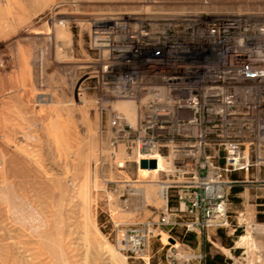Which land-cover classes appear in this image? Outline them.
Returning <instances> with one entry per match:
<instances>
[{
	"label": "rangeland",
	"instance_id": "1",
	"mask_svg": "<svg viewBox=\"0 0 264 264\" xmlns=\"http://www.w3.org/2000/svg\"><path fill=\"white\" fill-rule=\"evenodd\" d=\"M8 1L0 0V65H3L0 68L5 69L3 79L15 76L17 94L9 99L4 90V122L6 127L14 128L18 136V160L21 161L16 164L15 178H10L13 185L8 189L5 186L8 195L13 196L14 204L9 206L4 202L0 206V217L10 220L8 225H15L11 231L14 234L0 241V264H55L37 235L28 237V231L24 230L26 225L46 222L47 231L53 234L58 217L63 226L62 242L67 264H203L205 259H211L214 264H264V164L232 174L236 182L227 192L226 206H220L221 214L213 213L209 226L199 224L187 228L185 224L194 216L184 209L175 210V207L185 206H171L175 203L171 198L168 203L164 198L146 202L139 190L141 183L165 181L164 176L137 170L130 161L123 167L118 166V160L130 155L123 149V157H120L119 149L110 147L109 110L101 105L92 88L93 80L87 78L90 69L87 60L94 54L90 28L104 14L120 10L249 11L264 9V0H208V5L200 0ZM7 6H10L9 12ZM20 16L27 18L17 24L18 36L13 33L12 22H17ZM54 25L66 30V39L71 41V52L62 57L71 62L66 66L54 59L61 46L55 37ZM22 53L29 55V81L24 80L20 64ZM2 85L5 88V82ZM82 105L86 122L79 113ZM29 108L31 112H28ZM53 123L65 128L67 136L62 140V146L55 136ZM92 138L99 151L82 169L81 160L88 155L81 151L82 146ZM75 147L80 150L76 155L72 154ZM70 161L75 162L73 167ZM82 180L88 183L91 197L87 216H91L97 236V246L91 244L93 247L86 244L83 236L86 219L78 199ZM59 191H65L61 203ZM26 196L31 197L33 206L23 205L21 199ZM197 220L202 221L199 212ZM140 222H155L147 256L130 253L116 242L119 228ZM95 251L100 253L97 259L93 256Z\"/></svg>",
	"mask_w": 264,
	"mask_h": 264
},
{
	"label": "built area",
	"instance_id": "2",
	"mask_svg": "<svg viewBox=\"0 0 264 264\" xmlns=\"http://www.w3.org/2000/svg\"><path fill=\"white\" fill-rule=\"evenodd\" d=\"M90 39L87 78L109 110L110 147L166 178V203L194 216L187 228L209 226L232 174L264 164V9L120 10L97 19ZM119 100L135 105L134 120L109 109ZM154 225L121 227L116 242L147 256Z\"/></svg>",
	"mask_w": 264,
	"mask_h": 264
},
{
	"label": "bare ground",
	"instance_id": "3",
	"mask_svg": "<svg viewBox=\"0 0 264 264\" xmlns=\"http://www.w3.org/2000/svg\"><path fill=\"white\" fill-rule=\"evenodd\" d=\"M8 3L9 1L6 0ZM19 0H17L18 2ZM47 1V0H46ZM6 2V3H7ZM14 2V1H13ZM20 2V1H19ZM41 2V1H40ZM15 4V3H14ZM22 4V3H21ZM52 4V3H51ZM18 5V4H17ZM2 6V4H1ZM21 6V5H20ZM9 7L10 6H7L8 8V12H9ZM17 7V6H16ZM21 8V7H20ZM28 8V7H27ZM43 9V8H42ZM32 10V9H31ZM23 11V10H22ZM12 12V11H11ZM30 12V11H29ZM17 13V11H16ZM20 13V12H19ZM34 13V12H33ZM1 16V15H0ZM30 16V15H29ZM9 17V16H8ZM25 16H20V17H17V22H12V31L14 34L18 35V32L16 30V27H17V24L19 25L21 23V21H25V19L27 18H24ZM59 17V16H58ZM3 18V17H2ZM67 18V17H66ZM74 18V17H73ZM58 20V19H57ZM75 20V19H74ZM27 21V20H26ZM64 21V20H63ZM85 21V20H84ZM97 21V20H96ZM95 21V22H96ZM5 22V21H4ZM58 22H62L60 20H58ZM94 22V23H95ZM66 23V22H65ZM87 23V22H86ZM89 24V23H88ZM88 24H85V26L87 27ZM55 26V25H54ZM56 27V26H55ZM51 28V27H50ZM6 29V28H5ZM10 29V28H8ZM11 31V32H12ZM66 31V30H65ZM63 30L62 27H56L55 28V37L56 39H58L60 42H61V46L59 49H61L59 51V49L56 50L55 52V61L58 62V63H62L64 64L65 66L70 64L71 62L70 61H65L63 60L64 58H62L64 56V54H68L71 52V48H70V43L71 41L68 42V40L66 39V32ZM19 36V35H18ZM68 38V37H67ZM72 45V44H71ZM63 53V54H62ZM28 58H29V55L28 53H22V55L20 56V64H21V67H22V70H23V75H24V80L26 81H29V78H30V71L28 69V66H27V63H28ZM70 59V58H69ZM72 60V59H71ZM1 63V62H0ZM73 63V62H72ZM19 64V65H20ZM0 66H3V65H0ZM3 67L0 68V206H3V203L6 202L9 204V206H12L14 204V198L12 195H8L10 194L6 188L8 189V186H12L13 184L11 183V179L10 178H15V172L18 170H16V164L17 162L19 161L18 160V156H19V139H18V136L14 130V128L10 127H6L5 125V122H4V119H5V110H6V106H5V94H4V90H6L7 92V97L9 99H13L15 97V95L17 94V80L15 78V76H13L12 78H9V79H3V74H4V70H2ZM14 73V71H11ZM6 73V72H5ZM22 73V72H21ZM32 77V76H31ZM5 82V88L2 87L3 83ZM29 83V88H32L33 89V85L30 83V82H27ZM25 87V86H24ZM35 88V87H34ZM36 89V88H35ZM36 91V90H35ZM32 94V93H31ZM28 101V99H27ZM45 101V100H44ZM29 103V102H27ZM27 107V106H26ZM39 108V107H38ZM45 109V108H44ZM109 109L111 111H122L124 112L127 117L130 119V120H134L135 119V115H136V109H135V105L132 103V102H129V101H122V100H119V101H115L113 103L110 104V107ZM43 110V109H42ZM82 114V119L84 120V122H86V116H85V109L82 105V109L79 110ZM28 112H31V109L29 108L28 109ZM41 112V111H40ZM68 112V111H67ZM44 114V113H43ZM69 114V113H68ZM80 114V115H81ZM49 119V117H48ZM81 119V121H82ZM69 120V119H68ZM51 121V119H50ZM49 121V122H50ZM53 121V120H52ZM71 122V121H69ZM86 124V123H85ZM53 127L54 129L56 130V138L58 139V142H59V145L62 146L64 145V143L62 142L63 139L66 138L67 134L65 132V128L63 126H60L59 124H54L53 123ZM47 129V128H46ZM67 129V128H66ZM50 132V131H49ZM55 133V132H54ZM54 133L52 134V138L54 137ZM73 133V132H72ZM51 136V134H50ZM55 139V138H53ZM56 143V141L54 142ZM67 141H66V145H67ZM55 145V144H54ZM81 145V144H80ZM83 145V144H82ZM81 145V146H82ZM80 146V147H81ZM123 146L122 145H119L117 147V150L119 149L118 151V155L120 157H123V149L124 147L122 148ZM74 148V147H73ZM79 148V146H78ZM77 147H75V149L72 151L74 155H76L80 150H78ZM99 147H98V144L97 142L92 138V139H89L88 142H86L83 146H82V152L83 153H86L88 155L84 156L82 158V162H81V165L80 167L83 169L85 168L90 162H92V159H90L91 156H96L98 153L97 151ZM102 151V150H101ZM100 151V152H101ZM125 151V150H124ZM117 152V151H116ZM102 153V152H101ZM75 157V156H74ZM127 157V156H126ZM125 159V158H124ZM122 159V160H124ZM84 160V161H83ZM122 160H118V166H123L122 164ZM21 161V160H20ZM19 161V162H20ZM71 162V161H70ZM120 162V163H119ZM74 163L75 162H71V165L72 167L74 166ZM20 164V163H19ZM19 166V165H18ZM42 166V165H41ZM41 169V168H40ZM16 170V171H15ZM21 170V168H20ZM23 171V170H22ZM143 172H146V173H156V170L155 169H142ZM26 172V171H25ZM46 172V171H45ZM43 173V172H42ZM84 176H87L85 174V172H83ZM17 176V175H16ZM77 177V176H76ZM46 178V177H45ZM57 178V177H55ZM87 178V177H86ZM10 179V180H9ZM47 179V178H46ZM27 181V180H26ZM83 181V180H82ZM81 181V182H82ZM14 182V181H13ZM18 182V181H17ZM16 182V183H17ZM156 182V183H155ZM57 184H60V182H58ZM88 183H86V181L84 180L82 182V184L79 185V195H78V199H80L81 203H82V206H83V212H84V215H85V219H86V225H85V231H84V239L86 241V244L90 245L91 244H95L97 246V241H96V238L97 236L95 235V230L93 228V224L91 223V216H87V214L89 213L88 210L90 208V204H91V197H90V192H89V186L87 185ZM166 183L164 181H159V180H154V182H144V183H141L140 184V187H139V190L141 191V194L143 196V199L144 201L146 202H153L155 199H159V201H161L163 198H164V188H165V185ZM63 185V184H62ZM5 186H7L5 188ZM58 186V187H60ZM138 188V187H137ZM65 192V191H64ZM63 191H59V198H58V201L59 203H61V201L63 200V196H65V193ZM15 194V193H14ZM21 198V197H19ZM13 200V202H11ZM23 205L25 206H33L32 205V199L31 197H23ZM165 200V198H164ZM21 203V201H20ZM19 206V205H18ZM61 208V207H60ZM59 212V211H58ZM88 212V213H87ZM1 211H0V216H1ZM45 217V216H44ZM63 217V216H62ZM6 218V217H5ZM9 218V217H7ZM6 218V219H7ZM27 218H29L27 216ZM10 219V218H9ZM16 220V219H15ZM27 220V219H26ZM30 220V218H29ZM43 220V219H42ZM3 220L2 217H0V241H3L7 238H9L12 234H14V232L12 233L11 231L14 230L12 229V226L15 227V225H8L9 222L8 220ZM25 221V220H24ZM33 221V220H32ZM44 221V220H43ZM31 222V221H30ZM28 223V222H27ZM11 224V223H10ZM32 224V223H31ZM27 228L26 230L24 231H28L27 235H29L28 237H33V235H37V238L39 239V242L40 244H42L43 246V249L45 251H47V253H49L52 257L51 258H54L55 259V264H67L68 261L67 260V257H66V252L63 248V242H62V221L61 219L58 217L57 220H55L54 222V228H55V231L53 234L49 233L47 231V225H46V222H42L40 223L39 225H26ZM25 227V226H24ZM39 228V229H38ZM97 232V231H96ZM26 235V233H25ZM17 237V236H16ZM27 237V236H26ZM85 241H84V244H85ZM21 242V241H20ZM25 242V241H24ZM65 242V241H64ZM30 246V245H29ZM65 246V245H64ZM93 247V246H91ZM101 247V246H100ZM6 248V247H5ZM96 248H99V247H96ZM105 248V247H104ZM23 249V248H22ZM67 249V248H66ZM95 249V247H94ZM108 249V248H107ZM111 249V248H109ZM99 250V249H98ZM101 251V250H100ZM18 252V251H17ZM71 253V252H70ZM28 254V253H27ZM20 255V254H19ZM102 255V254H101ZM33 256V255H32ZM35 256V255H34ZM94 258H99L100 256V253L95 251L94 252ZM26 258V257H25ZM29 260V259H28ZM32 260V259H31ZM99 262V261H98Z\"/></svg>",
	"mask_w": 264,
	"mask_h": 264
},
{
	"label": "water",
	"instance_id": "4",
	"mask_svg": "<svg viewBox=\"0 0 264 264\" xmlns=\"http://www.w3.org/2000/svg\"><path fill=\"white\" fill-rule=\"evenodd\" d=\"M140 167H149V168H154L156 163H155V160L154 159H142L140 160Z\"/></svg>",
	"mask_w": 264,
	"mask_h": 264
},
{
	"label": "trees",
	"instance_id": "5",
	"mask_svg": "<svg viewBox=\"0 0 264 264\" xmlns=\"http://www.w3.org/2000/svg\"><path fill=\"white\" fill-rule=\"evenodd\" d=\"M203 264H214V263L211 259H205V261H203Z\"/></svg>",
	"mask_w": 264,
	"mask_h": 264
}]
</instances>
